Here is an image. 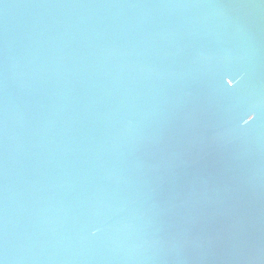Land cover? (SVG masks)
Returning <instances> with one entry per match:
<instances>
[{"label":"water","instance_id":"obj_1","mask_svg":"<svg viewBox=\"0 0 264 264\" xmlns=\"http://www.w3.org/2000/svg\"><path fill=\"white\" fill-rule=\"evenodd\" d=\"M0 264H264V0H0Z\"/></svg>","mask_w":264,"mask_h":264},{"label":"snow or ice","instance_id":"obj_2","mask_svg":"<svg viewBox=\"0 0 264 264\" xmlns=\"http://www.w3.org/2000/svg\"><path fill=\"white\" fill-rule=\"evenodd\" d=\"M245 123H247V121H245Z\"/></svg>","mask_w":264,"mask_h":264}]
</instances>
